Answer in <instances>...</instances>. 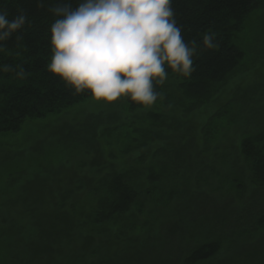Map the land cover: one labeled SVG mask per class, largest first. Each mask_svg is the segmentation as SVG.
Here are the masks:
<instances>
[{
    "label": "trees",
    "instance_id": "16d2710c",
    "mask_svg": "<svg viewBox=\"0 0 264 264\" xmlns=\"http://www.w3.org/2000/svg\"><path fill=\"white\" fill-rule=\"evenodd\" d=\"M81 2L0 0V8L8 11L9 19L23 12L28 21L2 42L5 50L0 52V66L7 65L10 70H0V134H15L28 121L60 113L91 97L87 91L76 93L46 70L51 59L50 27L56 19L51 9L61 3L76 8ZM171 6L184 41L190 44L196 40L199 46L193 57L194 71L183 77L166 68L168 78L154 84L159 97L152 106H139L122 97L117 115L86 119L88 125L85 123L80 131L88 134L90 142L96 134L122 133L128 141L123 143L124 154L138 152L133 159L135 166L118 171L111 167L89 187L92 204L72 203L70 217L60 213L42 221L38 226L42 238L37 245L46 264L57 259L62 241L75 242L73 238L83 232L79 230L88 232L81 235L83 252L95 243L91 254L104 264L109 248L114 249L108 256L115 258L121 246L134 242L144 243L146 248L155 245L162 235L153 215H166L163 221L178 218L182 226L190 224L188 235L179 233L183 239L178 248L179 264L215 260L223 252L227 232L229 247L232 238L239 241L252 232H264L263 79L256 87L243 82L264 56L259 50L253 54L254 60L244 45L248 33H253L252 22L264 20V0H172ZM208 33L215 34L216 49L202 47L203 35ZM21 68L24 78L17 76ZM256 75L263 77L261 72ZM256 97L261 98L255 101ZM210 106L212 115L195 130L188 116ZM98 126H102L101 131ZM233 126L238 127L239 139L233 146L230 141L231 154L218 158L221 166L231 163L230 177L222 176L223 185L216 189L207 180L201 182L205 170L214 172L209 163L218 160L215 154L211 159L208 143L198 145L197 134L208 142L219 134L226 135ZM223 138L226 143L227 138ZM152 146L155 149L150 153ZM150 154L151 162L145 163ZM136 163L144 166L139 169ZM80 190L77 187L76 191ZM261 204L263 209L254 208ZM146 207L148 218L141 223L139 218ZM138 225L149 229L148 233L138 234ZM196 234L205 235L204 241H196ZM170 236L165 234V238ZM33 258L41 260L38 255Z\"/></svg>",
    "mask_w": 264,
    "mask_h": 264
},
{
    "label": "rangeland",
    "instance_id": "374dc122",
    "mask_svg": "<svg viewBox=\"0 0 264 264\" xmlns=\"http://www.w3.org/2000/svg\"><path fill=\"white\" fill-rule=\"evenodd\" d=\"M260 20L262 22L253 20L250 26L255 31L248 33L244 42L247 55L254 60L256 59L253 54L259 50L264 51V20ZM260 61L262 63L258 64L259 66L256 65L251 75L241 80L247 85L256 87L255 84L263 79L261 92L264 93V56ZM260 72V76L263 77L256 75ZM239 79L240 77L235 79L234 83H237ZM260 98L256 97L255 101ZM121 102L120 98L112 104L105 105L102 102H94L90 97L60 113L40 120L28 121L15 134H0V264H46L42 261V250L37 245L42 238L38 227L42 221L46 217L55 218V215L60 213L70 217L72 203L92 204V196L88 193L89 187L94 184L96 178L109 173L111 167L118 171L135 166L133 159L138 152L124 154L126 147L123 143L128 141L124 139L122 133L121 136L118 133H112L99 137L102 126H98V134H100L93 136L90 142L88 134H81L83 131H80L85 123L88 125L87 118L100 114L117 115L121 110ZM211 108L210 106L195 111L188 116L195 130L200 129L205 124V119L212 115L214 109ZM104 125L106 127L107 124ZM237 128L233 126L224 135L227 138L226 143L222 134L208 142L201 140L203 137L197 134L198 145L208 143L211 159L213 160V154H215L218 160L223 154L226 156L231 154L230 147L232 149L239 139ZM231 140L232 146H230ZM153 149L155 147L152 146L149 152L153 153ZM151 155L145 163L151 162ZM180 158H182L181 155H179ZM221 164L219 160L218 163L210 162L209 166H212L214 172H211V169L205 170L201 182L207 180V183L216 189L220 184L223 185L221 178L224 175L230 177L231 163L223 166ZM139 165L140 163H136V167ZM143 166L140 165L138 168L142 169ZM79 186L81 190L76 191ZM263 205L254 208L261 210ZM148 208L146 207L139 218L141 223L148 218ZM153 216L156 217L154 221L156 229L162 235L159 238L160 242L155 245L149 244L151 246L148 248L145 247L146 244L140 245L136 242L121 246L117 249L115 258H112L113 255L111 258L108 256L114 249L109 248L107 256L105 254L108 258L105 264H179L178 248L183 240L179 233L188 235L190 224L182 226L178 218L163 221L166 215ZM139 226L136 228L137 231L135 230L138 234L148 233L149 229L147 231ZM79 231L83 232L77 233L80 237L75 236L73 238L75 242L67 244L62 241L61 251L52 264H92L94 262V264L98 262L104 264L103 260L96 261V255L91 254L95 243H92L93 247L90 246L87 252H83L85 250L83 246H80L84 243L83 236H86L88 232ZM252 231L250 229V232ZM262 232V230L252 232L251 235L239 241L232 238L231 247L227 239L230 233L227 232L223 236L225 241L223 252L216 256L215 260L202 264H264V232ZM165 234H172V236L165 238ZM91 235L100 240L97 234ZM196 236V241L200 243L204 241L205 235L196 234ZM100 237L104 238V236ZM37 255L41 260H34L33 257Z\"/></svg>",
    "mask_w": 264,
    "mask_h": 264
},
{
    "label": "clouds",
    "instance_id": "9594fccd",
    "mask_svg": "<svg viewBox=\"0 0 264 264\" xmlns=\"http://www.w3.org/2000/svg\"><path fill=\"white\" fill-rule=\"evenodd\" d=\"M172 0H82L78 7L57 4L50 27L47 72L94 102L112 104L127 97L152 106L168 71L188 77L194 71L196 40L186 43L177 26ZM23 12L9 19L0 8V52L4 41L27 23ZM19 39V37H17ZM202 47L216 49L215 34L203 35ZM8 72L9 66H0ZM21 68L19 78L25 77Z\"/></svg>",
    "mask_w": 264,
    "mask_h": 264
}]
</instances>
